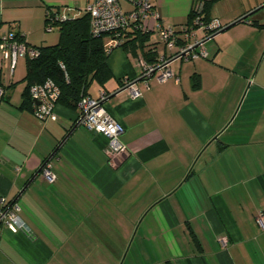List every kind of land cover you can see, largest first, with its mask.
<instances>
[{"label": "crops", "instance_id": "obj_1", "mask_svg": "<svg viewBox=\"0 0 264 264\" xmlns=\"http://www.w3.org/2000/svg\"><path fill=\"white\" fill-rule=\"evenodd\" d=\"M200 1L154 0L158 18L145 21L143 49L155 47L154 56L115 46L111 78L89 85L124 128L126 151L113 158L107 138L77 122V105L57 104V119L41 122L23 103L26 61L17 72L18 58L13 71L2 61L0 195L20 204L30 233L0 223V264H264V26L251 23L264 24V0L214 3L215 25L236 22L207 37L196 29L207 56L182 59L183 35L167 48L158 25L179 31ZM88 3L0 0V35L55 44L47 10L76 19ZM161 57L173 75L145 86L139 60ZM45 162L53 183L41 175Z\"/></svg>", "mask_w": 264, "mask_h": 264}, {"label": "built area", "instance_id": "obj_2", "mask_svg": "<svg viewBox=\"0 0 264 264\" xmlns=\"http://www.w3.org/2000/svg\"><path fill=\"white\" fill-rule=\"evenodd\" d=\"M125 4L128 9L125 8ZM203 8V1H200L195 9V15L188 25L180 27L179 32L183 35V42L179 53L176 55L182 59H191L196 57H206L207 52L203 47V42L196 39L194 32L200 29L208 36L207 31L216 26L213 22H204L200 14ZM86 13L89 15V30L94 36L103 33H117L125 29L134 27L135 29H148L145 21L148 18L157 19L158 14L155 10L154 0H89L86 6ZM60 17L56 14L54 19ZM63 18V17H60ZM52 24L46 26V31L52 30ZM159 40L164 43L165 47L171 48L178 40L177 33L173 28L158 25ZM117 39L109 38L106 43L107 47L115 46ZM35 56L37 49L26 46L24 42L18 41L13 37L11 32L2 34L0 39V64L4 60L10 63V70L13 71L18 57L27 55ZM143 68L141 78L147 86L148 79L155 78L157 81H165L173 75L168 66L166 58L161 57L153 64H146L139 60ZM0 88V95L2 94ZM130 96L137 98L141 91L131 84L129 86ZM59 94L57 85L50 79L45 80L42 84L31 86L30 95L34 101V115L41 121L56 120L55 100ZM105 95L101 93L98 98L83 96L77 103L79 115L77 122L90 131L101 133L107 138V155L111 158L123 154L126 147L119 140L123 133V126L115 120L104 107ZM41 175L48 183H53L56 174L49 163L45 162L41 166ZM21 210L18 202L8 203L5 196L0 195V223L6 225L11 231H24L30 233L28 225L20 218L18 212ZM258 224L264 228V216H257ZM218 241L222 246H226L227 239L219 237Z\"/></svg>", "mask_w": 264, "mask_h": 264}, {"label": "trees", "instance_id": "obj_3", "mask_svg": "<svg viewBox=\"0 0 264 264\" xmlns=\"http://www.w3.org/2000/svg\"><path fill=\"white\" fill-rule=\"evenodd\" d=\"M201 1H203V8L200 12L202 15L201 19L206 23H210L212 22L210 10L217 0ZM262 8L253 11L250 16L252 17ZM56 14L54 10L49 8L45 17V25L52 24V29L56 28L58 30L59 39L55 44L33 46L27 43L19 32H11L18 41L37 49L35 56L29 57L27 55L26 73L23 77L25 82L23 103L29 109L34 110V101L30 95L31 86L42 84L48 79L52 80L59 89L55 106L60 104L71 109L75 108L83 96H90L87 91L91 82L94 81L102 86L111 78V71L107 65V54L113 47L121 46L133 53L138 49L144 52V42L149 36L148 29H135L134 27L114 34L108 32L94 36L89 30V15L87 13L76 19L57 17L53 21L52 19ZM195 14V11L192 12L189 22L184 25H188ZM247 18L248 16L245 17V19ZM251 23L260 27L264 26V24H260L255 19H252ZM220 28V25H216L209 29L207 31L208 36L213 35ZM175 32L178 33L179 31L175 30ZM107 38L117 39L118 43L115 46L107 47ZM154 48L153 46L149 47L144 52L145 56H143L145 58L151 54L154 56L156 53ZM142 60L148 64L144 58ZM0 88L3 91L0 95L2 97L5 93V87L2 83L1 68Z\"/></svg>", "mask_w": 264, "mask_h": 264}, {"label": "rangeland", "instance_id": "obj_4", "mask_svg": "<svg viewBox=\"0 0 264 264\" xmlns=\"http://www.w3.org/2000/svg\"><path fill=\"white\" fill-rule=\"evenodd\" d=\"M216 5L215 6H217V5H220L221 7H223V6H225V3H228V0H217L216 2ZM219 3V4H218ZM263 10H264V8H263ZM196 31V30H195ZM57 33H58V30L57 29H54V31L53 32H49V33H47L48 35H50L49 37H52V38H55V36H57ZM197 34V36H199V33L197 32L196 33ZM47 42V41H46ZM49 43L51 42V44H52V42H54V39H52V41H48ZM29 57H32V55L30 54V55H28ZM26 57L27 56H23V57H18V67H17V69H16V72L17 71H19V64H20V62H23V64H24V61H26ZM24 67H25V65H24ZM3 69H4V67H3ZM4 72L6 73V71L4 70ZM20 84H22V83H20ZM126 255V254H125ZM128 255H130V252H129V254ZM128 258H129V256H127ZM127 258V259H128ZM127 261V260H126ZM125 263V262H124Z\"/></svg>", "mask_w": 264, "mask_h": 264}, {"label": "water", "instance_id": "obj_5", "mask_svg": "<svg viewBox=\"0 0 264 264\" xmlns=\"http://www.w3.org/2000/svg\"><path fill=\"white\" fill-rule=\"evenodd\" d=\"M243 19V17H241L240 19H238L237 21H240V20H242ZM236 21H234V22H232V23H230V24H228V25H225L224 27H221L219 30H224L225 28H227V27H229L231 24H233V23H235ZM38 173V172H37Z\"/></svg>", "mask_w": 264, "mask_h": 264}]
</instances>
